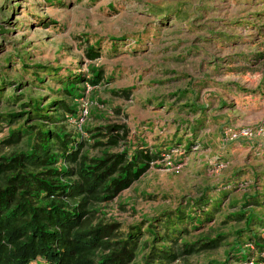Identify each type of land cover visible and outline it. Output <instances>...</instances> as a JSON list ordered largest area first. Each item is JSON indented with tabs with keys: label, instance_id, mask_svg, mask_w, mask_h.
<instances>
[{
	"label": "rangeland",
	"instance_id": "1",
	"mask_svg": "<svg viewBox=\"0 0 264 264\" xmlns=\"http://www.w3.org/2000/svg\"><path fill=\"white\" fill-rule=\"evenodd\" d=\"M89 65L101 77L83 95L104 104L84 118L88 126L119 124L126 135L112 151L125 144L159 156L99 203L92 222L135 232L147 242L140 253L157 264L160 245L177 253L170 264L221 262L242 226L231 213L264 186V0H0V141L7 128L38 121L23 114L9 125L5 113L27 110L28 96L70 103L48 90ZM33 69L45 84L32 80ZM247 130L253 141H227ZM14 147L0 144V155ZM204 238L218 244L180 255L183 240L198 247ZM230 247L246 260L239 238Z\"/></svg>",
	"mask_w": 264,
	"mask_h": 264
},
{
	"label": "trees",
	"instance_id": "2",
	"mask_svg": "<svg viewBox=\"0 0 264 264\" xmlns=\"http://www.w3.org/2000/svg\"><path fill=\"white\" fill-rule=\"evenodd\" d=\"M93 46L89 44L85 48L89 59L98 56ZM86 69V73L75 75L67 70L72 76L55 78L60 85L55 91L48 90L66 94L71 98L70 103H65L63 98L40 103L43 96H28L27 110L4 114L9 125L23 114L24 122L33 116L38 121L34 125L18 123L7 128L6 136L1 137L0 144L15 147L0 155V264H157L153 262V254L140 253L147 242L135 232L122 234L114 222H92L99 203L111 201L159 156L156 151L144 148L131 151L125 144L120 151H112L126 135L125 130L123 134L118 132L119 124L94 127L88 126V119L78 122L81 99L89 103L85 118L100 110L96 103L104 104L83 95L85 85L94 87L101 77L99 68L89 65ZM38 73L31 70L32 80L45 84ZM53 75L59 77L55 72ZM46 107H51L50 112L40 113ZM248 139L254 140L239 137L227 141L249 143ZM93 147L95 152L89 149ZM233 179L235 183L242 181L239 174ZM260 186L261 191L255 190L240 200L239 207L244 203L246 207H238L231 213V218H240L242 226L235 227V237L217 264H264V186ZM195 221L199 225L200 220L195 218ZM147 231L154 236L151 229ZM236 238L246 249V260L231 251ZM204 239L198 247L181 240L180 255L218 244L214 238ZM159 249L164 259L160 264H170L176 259L177 253L165 245Z\"/></svg>",
	"mask_w": 264,
	"mask_h": 264
},
{
	"label": "built area",
	"instance_id": "3",
	"mask_svg": "<svg viewBox=\"0 0 264 264\" xmlns=\"http://www.w3.org/2000/svg\"><path fill=\"white\" fill-rule=\"evenodd\" d=\"M88 101L85 99V98H83V99H81V101H80V118H79V120H83L84 118H85V116L87 115V108H88ZM80 122V121H79ZM257 127L255 126L254 127V129H256ZM246 130V129H245ZM245 130H243L242 129V131H245ZM241 131V132H242ZM233 132V131H232ZM251 133H253V132H249L248 130H247V132H245V134H242V135H244L245 137H248ZM235 134H237V133H235ZM248 264H253L252 262H249Z\"/></svg>",
	"mask_w": 264,
	"mask_h": 264
}]
</instances>
